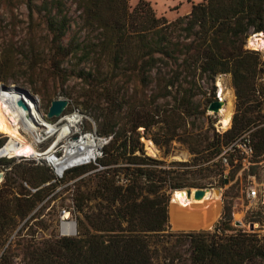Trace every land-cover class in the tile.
Wrapping results in <instances>:
<instances>
[{
	"label": "trees",
	"instance_id": "1",
	"mask_svg": "<svg viewBox=\"0 0 264 264\" xmlns=\"http://www.w3.org/2000/svg\"><path fill=\"white\" fill-rule=\"evenodd\" d=\"M49 3L56 11L49 12L48 30L60 61L74 58L86 63L96 54H104L112 85L121 77L114 73L120 71L144 87L155 83V100L191 102L197 95L196 84L189 82L184 87L187 78H194L198 72L200 79L213 83L216 76L230 74L238 101L232 127L222 135L214 133L201 150L195 140L193 151L208 150L204 161L208 162L240 133L255 128L250 131L252 163L264 159V118L260 119L259 111L254 114L256 108L249 104L259 107L263 102L264 87L258 88L257 81L264 73V61L257 51L246 48L253 33L264 34V0H199L187 15L173 21L157 17L142 0L133 9L128 0H75L82 28L97 32L98 38L85 42L73 35L66 45L63 40L75 22L63 11L64 0H41L39 9L44 10ZM28 4L30 12L37 7L31 0ZM161 64L169 67L171 74L157 68ZM103 73L93 68L87 75L95 78ZM211 98L209 103L215 99L214 91ZM184 112V108L177 109L179 114ZM164 116V111L150 109L138 114L129 127L117 128L113 120L108 126L99 124L98 134L112 135L103 156L94 165H79L64 172V176L69 170L80 175L101 166L94 173L91 195L79 186L74 191L78 211L74 235L41 233L38 227L42 211L64 189L56 190L55 185L64 178L53 181V171L43 160L40 165L11 166L17 158H0V170L10 167L16 175L6 170L0 183V264H264V234L244 230L226 233L230 229L229 212L212 232H166L167 190L183 187L187 174H199L209 165L166 169L157 166L163 165L158 160L135 154L142 150L138 129L147 131ZM0 118L5 134H12L1 111ZM5 142L6 138H1L0 147ZM122 156L127 158L126 165L109 167L117 165ZM120 172L124 174L122 182ZM92 198L98 199L94 207L89 205ZM169 237L174 241L166 245Z\"/></svg>",
	"mask_w": 264,
	"mask_h": 264
},
{
	"label": "rangeland",
	"instance_id": "2",
	"mask_svg": "<svg viewBox=\"0 0 264 264\" xmlns=\"http://www.w3.org/2000/svg\"><path fill=\"white\" fill-rule=\"evenodd\" d=\"M142 1L150 5L157 17H165L167 21H173L177 17L187 15L192 5L199 2V0H195L193 3H188L186 0ZM28 2L30 0H0V86H12L27 90L37 98L39 111L44 117L51 101L65 99L69 102V105L63 115L71 113L73 109H78L87 116L83 121V129L95 128L97 132L99 124L108 126L113 120V122H117V128L129 127L131 121L143 111L150 109L159 110L160 112L164 111L165 116L159 123L151 126L147 131H143V127L138 129L142 150H137L135 154L158 160L163 165L157 166L166 169L209 165L207 170L199 174H187L184 179V186L181 189L190 187L194 190L197 186L190 185L193 183L201 184L203 187L200 188H220V194H216L213 191L218 196L216 200L217 207L212 206L207 212V218L211 224L209 228H191L173 224L171 220L172 204L169 203L172 198L170 197L171 189L167 190L168 222L166 232H212L220 225L226 213L229 212L231 217L230 229L225 230L226 233L237 232L238 230L250 232L249 223L253 222L255 224L253 232H257L260 235L264 234V159L256 164L247 166L242 164L225 165L217 159L218 156L208 162H204L209 154L208 150L198 154L193 151L197 144L195 140L200 143L201 150L208 142L212 141L214 133L222 135L232 127L233 118L238 110V101L230 74L216 76L213 83L200 79L198 72L194 78H187L184 87H188L190 83L196 84L195 92L197 95L191 102L178 103L170 98L155 100L152 97L154 96L153 94L158 92V87L155 83L144 87L139 81L130 77L131 75H122L123 73L120 71L114 73L121 74V77L119 76L115 79L112 85V73L108 71L109 67L104 54H96L95 57H92L86 63L74 58L60 61L57 55V45L52 42V35L48 30L47 23L50 18L49 12L56 11L54 5L49 3L43 10L39 9L41 0H31L37 7L30 12ZM138 2L139 0H128L131 9ZM64 4L63 11L75 23L72 24L69 33L63 40V45L68 44L73 35L79 36L85 42H88V40L95 41L98 38L97 32L88 33L81 26L75 0H64ZM251 39L250 36L247 40L246 47L249 49H253L250 46ZM254 50H258L260 60L264 61V47ZM59 62L62 63L58 65ZM93 68H99L100 72L104 73L99 77H88L87 72ZM157 68H161L163 72L171 74L169 67L164 64L159 65ZM219 79H221L223 87L231 88L234 98L233 115L227 128H225L224 118L220 113H213L207 110L209 99H212V91H214L216 96L223 97L220 96L219 92ZM257 87H264V73L257 81ZM112 90L114 91L115 100L112 98ZM172 92H175V88L172 89ZM262 100L263 102L259 107L255 103H249L256 108L254 114L259 111V116H263L260 119L264 118V97ZM195 106H199V108L196 110ZM180 108H184L185 112L177 113V109ZM0 111L6 119L7 127H11L12 132H14L16 125L11 117L3 109H0ZM111 111L113 114L110 119L109 114ZM57 120L51 119L50 122L55 123ZM33 125L37 128L41 137L47 138L49 136L45 128L38 129L39 126L34 121ZM73 129L76 128L74 127ZM254 130L255 128H252L249 131ZM56 136L55 134L51 138L48 137L46 141L37 146L33 144L35 142L33 137L28 136V140L38 153H41L48 152V148ZM194 136H196V139ZM1 138H6L7 140L8 137L4 132L3 121L0 118ZM149 142L158 152L155 156L147 152L146 148ZM219 144L222 148V140H220ZM62 150L63 147L57 148L61 156L67 150V145L64 147L63 153ZM18 157H23L22 146L16 154L9 157L17 158L12 161L11 166L40 165L42 163L41 159L38 160L34 157H29L27 158L28 160H21ZM126 162L127 158L122 156L118 159L117 165H109V167L126 165ZM180 164H187V166ZM99 168H92L80 175H75L74 172L69 170L65 176L63 175L64 179L55 185H57L56 190L63 187L64 189L42 211L41 219L38 223L41 233L48 234L53 232L59 235H74V232L64 233L62 229L63 223H76L75 215L78 214V211H76V206L73 203L74 191L79 186V189L86 190L91 195L96 181L94 173ZM10 169L8 167L1 170L4 171L5 175L6 170L11 172ZM11 174L16 178L14 173L11 172ZM4 175L0 183L4 180ZM119 176L122 182L124 174L120 172ZM249 184L256 189V196L252 199H248L245 194V188ZM97 201L98 199L92 198L89 201V205L94 207ZM64 207L67 208L64 209ZM215 211H218V214ZM177 227L180 229H176ZM167 239L166 245L174 241V237Z\"/></svg>",
	"mask_w": 264,
	"mask_h": 264
},
{
	"label": "bare ground",
	"instance_id": "3",
	"mask_svg": "<svg viewBox=\"0 0 264 264\" xmlns=\"http://www.w3.org/2000/svg\"><path fill=\"white\" fill-rule=\"evenodd\" d=\"M250 46L253 49L264 47V36L261 33H258L257 36L250 40ZM218 86L220 96H223L221 100L225 101L218 113L224 118L223 123H225V128H227L233 115L234 98L231 88L223 87L221 79L218 80ZM6 95H9V93L0 89V107H3L2 109L9 115V117H11L16 125V130L12 134L6 135L8 137L7 142L0 154L4 153L9 158L16 154L22 146L23 157L36 158V156H39L40 154L28 140V136L35 137V135H37L40 137L39 133H37V128L33 125V121L36 122V125L40 124L43 126L48 133L54 132L55 127L53 123L46 121L39 112L33 115L32 120L24 119L20 115V111L10 105L5 97ZM72 126L73 125L71 124H65L62 127L63 132H70ZM59 139H61V137H58V141ZM146 149L152 156H155L158 153L156 148L150 142L147 144ZM93 155L95 154L92 149L88 148L85 142L71 143L67 145V150L64 155H60L57 159L53 160V165H55L58 171H64L76 165H80L89 158L91 159ZM183 190V194L178 191L171 196V220L173 224L189 226L191 228H209L211 224L207 218L208 209L212 206L217 207L216 200L218 199V196L214 194V190L211 189L207 191L203 199L200 201L194 199L193 189H191L189 197H186L185 189ZM62 229L64 233H73L75 230V224L74 222L63 223Z\"/></svg>",
	"mask_w": 264,
	"mask_h": 264
},
{
	"label": "built area",
	"instance_id": "4",
	"mask_svg": "<svg viewBox=\"0 0 264 264\" xmlns=\"http://www.w3.org/2000/svg\"><path fill=\"white\" fill-rule=\"evenodd\" d=\"M7 98V101L10 103V105L18 109L20 111V115L25 119H28L26 112L18 106L17 102L19 101L20 97L17 95H14L13 93H9V95L5 96ZM34 101L33 102H26L27 106L29 107V114L30 119H33V115L39 112L43 118L44 115L39 111V104L38 100L35 96H33ZM222 98L215 95L214 100H221ZM84 118L86 119L87 116L82 114L78 109H73L71 113L63 115L61 118H59L55 123H53L55 127L54 132H47L48 137H53L55 134L57 135L55 137V140L51 143L50 147L48 148V152H41L39 156H36L37 159L43 160L46 165H48L55 176L53 181L61 179L64 175V172L66 170L58 171V169L53 165V160L57 159L58 156L61 154L57 151L58 147H63L62 153L64 151V147L66 145H69L71 143H83L85 142L88 148L92 149L93 157L88 159L87 161L82 162L80 165H87V164H96V161L100 159L103 156V148L106 146L110 140L112 139V135L110 136H101L96 132V129L92 130H85L83 129V121ZM46 120V119H45ZM47 121V120H46ZM35 122V121H34ZM50 122V121H48ZM51 123V122H50ZM65 124H71L73 125L70 132L64 133L62 130V127ZM38 129L41 130V128H44L40 124L38 125ZM76 129H73V128ZM39 133V131H37ZM40 137L37 135L30 136L34 139V145L37 146L38 144H41L42 142L46 141L47 138L41 137V134L39 133ZM58 137H61L58 141ZM64 140V142H63ZM7 142V140H6ZM6 142L0 147V152L4 149ZM254 153V148L252 146V139L250 135V131L244 132L243 134L239 135L235 140H233L228 146H226L223 151L218 155L217 159L222 162L225 165H229L230 161H232V165H253L252 163V156ZM43 157V158H41ZM0 158H8L7 155L0 154ZM77 166V165H76ZM101 168V166L99 165ZM27 185L26 183H24ZM34 190V189H32ZM172 190V189H171ZM245 194L248 199H252L256 196V189L251 185H247L245 188ZM65 209V208H64Z\"/></svg>",
	"mask_w": 264,
	"mask_h": 264
},
{
	"label": "water",
	"instance_id": "5",
	"mask_svg": "<svg viewBox=\"0 0 264 264\" xmlns=\"http://www.w3.org/2000/svg\"><path fill=\"white\" fill-rule=\"evenodd\" d=\"M263 36L264 34L261 33ZM258 33H253L251 35V38L257 36ZM248 40V39H247ZM249 42V41H248ZM246 46H247V41H246ZM248 50H254V49H249L248 47H246ZM257 51L258 50H254ZM0 89L7 91V93H13L14 95H17L18 97H20L19 101L17 102L18 106L21 107L27 114V117L29 120L30 119V114H29V107L27 106L25 101H29V102H33L34 98L33 95L30 94L27 90H24L22 88H18V87H12V86H5V85H1ZM224 101L222 100H213L208 104L207 110L211 111L213 113H218L221 109V107L223 106ZM69 102L65 99H57V100H53L51 101L47 112L45 114V118L44 119H59L63 116L64 111L66 110V108L68 107ZM4 175V171L0 170V181L2 180ZM213 189L215 191L216 194H220V188L216 187V188H211V187H205V188H194V193H193V197L195 200L200 201L203 199L205 193L209 190ZM180 191L182 194L184 193V190L181 188H175L172 189L170 191V197L175 193ZM190 192H191V188L187 187L185 188V194L186 197L190 196ZM169 203H171V200H169ZM255 228V224L253 222L249 223V230L253 231ZM76 233V223H75V230H74V234Z\"/></svg>",
	"mask_w": 264,
	"mask_h": 264
}]
</instances>
